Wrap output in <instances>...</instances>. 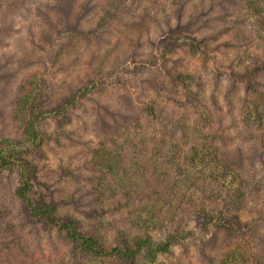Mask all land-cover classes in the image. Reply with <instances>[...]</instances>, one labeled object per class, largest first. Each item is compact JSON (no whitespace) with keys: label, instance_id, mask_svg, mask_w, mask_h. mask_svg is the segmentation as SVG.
<instances>
[{"label":"rangeland","instance_id":"1","mask_svg":"<svg viewBox=\"0 0 264 264\" xmlns=\"http://www.w3.org/2000/svg\"><path fill=\"white\" fill-rule=\"evenodd\" d=\"M248 1L259 3L264 10V0H124V5L132 7V13H125L123 18L121 0H3L0 3V147L4 143L11 145L18 154L21 152V158L30 162V170L35 174L31 177L32 200L49 205L56 215L79 220L87 231L97 224L94 214L104 215L97 226L103 225L105 229L104 236L100 228L106 245L115 247L121 241V233L128 238L138 232L140 227L133 225L136 217L147 218L149 213L154 214L153 207L167 200L165 187L171 182L175 183L171 184L176 194L185 193L189 180L178 182L179 179L171 175L156 181L148 162L141 170L134 171L128 162L122 163L118 171L112 166L114 142L124 139L126 133H133L135 119L138 116L144 118L143 112L152 101L160 109L168 110L175 119L186 117L192 126L197 118L193 104L187 105L186 93L174 96L170 93L174 89L170 88L167 96L164 91L167 86L162 84L165 76L150 67L152 58L162 65L167 60L168 68L173 66L195 76L189 84L191 92L204 88L201 100L221 114L223 127H231L233 120L237 122L226 133L225 144L216 142L214 145L222 149L236 147L244 130L236 114L242 105L238 96L235 97L233 103L236 107L229 116L226 99L228 75L225 71L232 66L242 68L240 60L248 61L249 56L264 51L262 35L256 36L253 19L248 16ZM118 15L120 18L113 27L102 29L103 32L96 37L87 35L82 39L75 36V31L89 32L97 27L100 19L109 21ZM240 19L244 24L230 26ZM179 23L190 26L192 30L186 33L191 35H195L199 26L201 34L220 35L219 42L206 54V60L203 56L194 57L186 46L188 44L183 48L179 46L181 41L170 43L169 36H173L170 30ZM235 31H238L240 40L233 36ZM180 32V37H188L185 32ZM162 53L166 56L163 57ZM99 67H102L101 75H98ZM28 75L36 76L39 85L36 90L41 98L51 95L47 110L61 105L70 90L87 87L98 78L105 85L112 83L114 88L87 92L65 118L45 120L42 128L49 134L47 144L32 147L25 143L22 133L31 118L29 109L21 108L17 98L18 89ZM196 82L201 85H195ZM239 97L245 98L242 93ZM41 102L43 100L39 99L34 107ZM30 107L33 109L32 105ZM144 123L148 124L147 120ZM172 137L170 141H179L182 149L188 146L179 135ZM93 155L98 156L97 162H93L96 166L89 162ZM155 160L156 164L161 162L159 157ZM100 161L115 170L121 181L119 186L115 176H107L102 181L98 179L99 173H103L100 169L104 167H100ZM155 168L162 172L164 166L161 164ZM18 178L16 169H0V201L15 212L17 220L12 218L16 223L24 224V209L15 196L19 188ZM108 184H113L115 192H110L106 199L102 190ZM125 191L131 195L136 192L138 196L127 201L119 198V202L116 196L121 197L118 193ZM158 191L160 197L154 196ZM148 195L149 200L146 199ZM195 195L199 194L196 192ZM263 199L264 191L254 196L249 210L257 209L264 214V209L261 210ZM243 213L246 218L250 216ZM178 223L183 229H196L198 219L184 212L178 217ZM27 225H24L27 243L44 264H50L48 259L56 258L69 248L54 227L33 221ZM157 231L155 236L164 240L171 229L159 228ZM196 242L176 244L172 257L159 256L154 264H209L216 247L220 251L224 240L216 244L208 240L202 245ZM256 243L264 246V226L256 235ZM106 264L110 263L107 261Z\"/></svg>","mask_w":264,"mask_h":264},{"label":"trees","instance_id":"2","mask_svg":"<svg viewBox=\"0 0 264 264\" xmlns=\"http://www.w3.org/2000/svg\"><path fill=\"white\" fill-rule=\"evenodd\" d=\"M2 2L3 0H0V3ZM120 4L123 18L126 16L125 13H132V7L128 8L129 6L124 5V0H121ZM246 5L248 16L253 19L252 27L256 30V36L262 35L264 41V10L254 1H248ZM119 16L109 21L100 19L97 27L90 29L89 32L75 31V36H80L82 39H86L87 35L96 37L103 30L113 27L119 20ZM240 24H244L241 19L234 24L231 23L230 26L236 27ZM191 30L190 26L185 27L183 23H179L175 29L170 30L173 36L170 34L169 41L170 43L181 41L179 46L183 48L188 44L186 46L192 51L194 57L203 56L206 60V54L219 42L220 35L201 34L200 26L195 30V35L186 33ZM180 31L185 32L188 37H180ZM236 32L238 31L233 32V36L240 40ZM176 34L178 35L175 36ZM56 44H53L54 47L57 46ZM223 44L227 46L229 43ZM162 54L163 57L166 56L165 53ZM152 59L150 67H155L165 76L162 84L167 86V90L162 85L160 88L165 89L163 90L166 91L167 96L170 93L174 96L186 93L187 105L193 104L197 118L194 119L195 123L192 126L186 121V117L175 119L168 110L160 109L152 101L143 112L144 118L138 116L134 124L132 123L133 133H126L124 139L114 142L113 150H111L114 158L112 166L117 167L116 171H118L122 163L128 162L134 171L138 168L141 170L142 165L148 162L156 181L161 180L163 176L171 175H175V178L179 179L178 182L189 180L190 185H186L188 187L184 190L185 193L181 196L176 194L171 184L175 183L171 182L165 187L168 192L167 200L160 201L153 207L154 214L149 213L147 218L138 216L135 221L133 220V225L142 229H136L138 232L128 238L125 233H121L119 245L108 247L105 243L106 233L103 225L97 226L101 223L100 218L105 217L104 215L94 214L97 224L87 231L79 220L56 215L55 210L49 205L34 202L30 193L31 177L35 174L30 170V162L20 157V151L18 154L14 147L4 143V146L0 147V169L14 168L18 173L19 188L15 196L24 209L22 215L24 224L16 223L15 212L0 201V264H44L40 256L32 251L27 243L25 226H28L30 221L54 227L63 237L64 243L69 246L66 251L57 254L56 258L48 259L47 262L50 264H106L107 261L110 264H154L159 256L172 257L176 244H186L192 240L198 241L196 243L201 245L207 240L213 244L224 240L220 251L216 247L209 264H264V246L261 243L256 245V235L264 226V214L257 209L249 210L254 196L264 191V51L255 56H249L248 61L240 60L239 64L243 66L242 68L232 66L225 71L228 75L226 99L229 116L232 115V109L236 107L233 102L238 96L242 107L236 114L244 130L240 133L242 138L236 147L228 146L223 149L214 144L216 142H220V145L225 144L226 133L230 128H234L237 122L233 120L231 127H223L224 120L221 114L219 115V112H215L209 105L203 104L201 100L204 88L195 89L193 93L189 89V84L195 79L194 75L175 69L173 66L168 68L166 59L163 65L158 60L155 62V58ZM97 70L98 75L103 73L102 67ZM36 81L35 75H28L19 87L17 95L21 108L28 107L30 117H33L32 120L30 118L27 121L22 130L25 143L32 147L47 144L49 134L42 128L45 120L65 118L70 109L75 108L87 92L100 88H114L112 83L105 85L98 78L90 82L87 87L80 89L75 87L70 90V94L64 98L61 105L47 110L46 105L50 104L52 97L50 95L41 98L42 95L36 90L39 86ZM39 84L41 85V82ZM194 84L201 85L200 82ZM170 88L174 90L169 93ZM241 93L245 98L239 97ZM39 99L43 102L34 107ZM146 120L148 124L144 123ZM176 135H179L181 140L187 141L186 148L182 149L179 141H170L172 136ZM93 153L96 154V152ZM155 157H159L161 162L156 164ZM94 160L97 162L98 156L95 158L93 155L90 159L92 166H96L93 163ZM102 163L100 161L99 165L104 166L100 169L103 173H99L98 179L102 181L107 176L116 177L115 170L106 163L105 165ZM161 164L164 169L161 168L162 172H158L160 169L155 167ZM119 180H116L118 186L121 183ZM112 185L108 184L102 190V196L106 199L110 196V192L111 194L115 192ZM192 186L193 189L190 188ZM139 189L138 185L135 190L138 192ZM158 192L154 193V196L160 197L161 193ZM190 192H192L191 196ZM194 192L199 195L196 196ZM118 194L121 195V197L116 196L118 201L119 198L127 201L138 196L136 192L131 195L127 191ZM146 199L149 200L150 195ZM262 209H264V201H262ZM184 212L187 216L198 219L196 229H183L182 224L178 223V217ZM243 212L250 216L246 218ZM159 228L171 229L170 233L165 234L167 239L161 240L155 236ZM177 264L181 263L177 262Z\"/></svg>","mask_w":264,"mask_h":264}]
</instances>
